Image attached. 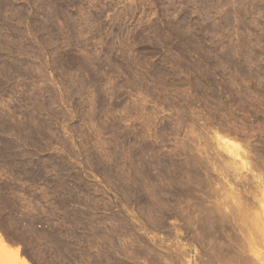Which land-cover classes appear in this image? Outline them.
Listing matches in <instances>:
<instances>
[{
    "label": "rangeland",
    "instance_id": "obj_1",
    "mask_svg": "<svg viewBox=\"0 0 264 264\" xmlns=\"http://www.w3.org/2000/svg\"><path fill=\"white\" fill-rule=\"evenodd\" d=\"M220 136L264 147V0H0V264H198L151 203L200 138L257 184Z\"/></svg>",
    "mask_w": 264,
    "mask_h": 264
},
{
    "label": "bare ground",
    "instance_id": "obj_2",
    "mask_svg": "<svg viewBox=\"0 0 264 264\" xmlns=\"http://www.w3.org/2000/svg\"><path fill=\"white\" fill-rule=\"evenodd\" d=\"M230 135L228 134L227 137ZM218 141L219 145L224 150V152H226V154L231 156L232 159H239L242 165L241 168H245L247 169V171L252 173L251 170L255 169L257 165H262L264 167V147L260 149H256L253 147L252 149V147L249 148V145H241L235 140H231L229 138L227 139L226 137L221 138V136ZM195 143V148L191 150L192 155H189V157L185 158L183 161L177 162L178 160L175 161L173 159L174 161L171 162V158L169 161L161 160L160 163L164 167V169L162 166V169H160V165L157 168L160 169L161 175L164 173L162 175V177L164 176V178H162V180L161 178H159L158 182L160 184H164L166 181L167 183L164 185L165 187L162 186L163 190H160L157 193H153V198L154 200L156 199V203L155 201L153 204L151 203V215L153 212H155L153 207L159 206L160 209L156 208L158 209V212H160L161 210H163L164 213L169 212L171 217H176L179 220L180 227L184 229L187 235H192L191 237H193L198 246H200L201 254L198 264H263V257L261 258L260 256L261 253L255 250V243L257 239L256 237H258V235L256 236L257 231L259 230L258 232L260 234L264 233V220H262L263 218H260V216L263 214L261 213V211V215L258 212L257 213L259 215L254 214L255 212L253 213V211L255 208L253 207L256 206L254 200L258 198L257 193H264V177L260 176V174L257 176H255L254 174V177L255 179H257L258 183L253 184L249 182L252 181L250 180L249 176L248 178L247 176H244V174L242 175V169L236 168L234 164L230 163L232 162V160L229 162L228 160L230 159L225 158L226 155L223 156L224 153H211L214 148L208 140L200 138ZM249 154H253L256 157L254 159L251 155V158L256 161L257 165H254L252 163V166L251 162L249 161ZM262 166H259L260 169H263ZM211 169H213L212 172ZM215 169L219 172L220 177H223V180L226 179L223 184L218 183V185L220 186L219 188L216 187V181H219L217 180L218 177L215 178V176L213 177L214 174H212ZM147 175H144L145 179H143V184H141V190H146V186L149 183H146V181H144L146 180V177L148 179L147 181H149L150 176L148 175V177ZM158 176H160V173ZM228 177L232 179V181L241 178L240 184L242 186L240 187H242V190L240 193H236L237 190L234 189H226V186H229L230 184V179L227 180ZM242 178L244 179V181H242ZM218 179L222 180V178ZM148 186L151 187V185ZM148 191L150 192V190ZM152 192H154V190ZM142 197L139 198L140 200L138 201H140L139 204L145 209L149 204L147 203L148 201H146L145 197ZM253 203L255 204L254 206ZM141 212H143V210ZM164 225L165 224L162 223V226ZM160 226L161 225H159V227ZM173 230H175V228ZM175 231L173 232L175 233L173 235L174 237L175 235L178 236V232ZM191 237L189 238L192 239ZM176 239L178 240L177 237ZM168 246L166 247V249L168 248ZM176 246H178L180 250H182L183 248V245L182 247H180L179 244ZM176 249L177 248L172 250ZM142 250L139 253L145 254L148 248L146 250L142 248ZM177 251L178 250H176L175 252ZM152 252H150L152 254L150 256L151 258H148L150 261H148L149 264H178L179 261L175 259L178 258L176 256L182 258V255L184 254L182 252H178L174 257L172 255H175V252L171 253L172 258L170 259L168 258V256L167 258L170 261L168 262V260L166 259L167 251L165 253L166 255H163L162 253L159 255V252H156V254ZM150 253H148V255ZM143 256L142 258H144ZM148 259L145 258L144 261ZM180 260V263L182 264L183 260ZM161 261H166V263Z\"/></svg>",
    "mask_w": 264,
    "mask_h": 264
}]
</instances>
